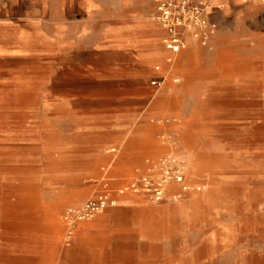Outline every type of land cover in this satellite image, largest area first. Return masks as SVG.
<instances>
[{
	"label": "rangeland",
	"instance_id": "rangeland-1",
	"mask_svg": "<svg viewBox=\"0 0 264 264\" xmlns=\"http://www.w3.org/2000/svg\"><path fill=\"white\" fill-rule=\"evenodd\" d=\"M6 1L0 18L26 22H0V264H264V0H172L196 37L182 28L173 54L165 31L138 75L98 44L100 22L135 12L161 26L154 0ZM57 33L75 42L60 58ZM125 119L145 138L115 139ZM169 154L190 187L180 199L124 196L67 236L64 212L94 195L102 166L118 187Z\"/></svg>",
	"mask_w": 264,
	"mask_h": 264
},
{
	"label": "built area",
	"instance_id": "built-area-1",
	"mask_svg": "<svg viewBox=\"0 0 264 264\" xmlns=\"http://www.w3.org/2000/svg\"><path fill=\"white\" fill-rule=\"evenodd\" d=\"M154 2L157 5L158 14L154 16V19L161 24L168 35L167 40H165L166 47L173 54H177L185 48L182 28L186 29L187 25L190 26L182 17V14L186 13L187 1H182L183 4L180 3L179 16L174 13L172 0H154ZM192 9L191 15L195 13L194 23L206 28V22L201 19L199 5L192 7ZM210 34H213V31ZM208 37V33H203V42H207ZM168 62H171V59H168ZM156 69H159V67L157 66ZM173 81L177 82L178 79ZM163 82V78H157L152 80L151 84L161 87ZM161 121L169 123L172 120ZM161 121L157 122L161 123ZM160 139L163 144L167 143L172 150L174 149L176 142L172 135L161 134ZM111 151L114 152L115 149H111ZM105 169L103 170L105 171ZM201 187L199 186L198 189H201ZM189 188L185 182L184 168L173 157V154L156 160L146 158L142 167H137L134 173L118 187H112L108 180L104 178L102 190L88 198L80 207L67 208L63 215L67 236L70 237L74 233L80 222L90 221L106 208L115 206L121 197L132 195L145 198L152 203H160L168 198L172 200L180 199Z\"/></svg>",
	"mask_w": 264,
	"mask_h": 264
},
{
	"label": "crops",
	"instance_id": "crops-1",
	"mask_svg": "<svg viewBox=\"0 0 264 264\" xmlns=\"http://www.w3.org/2000/svg\"><path fill=\"white\" fill-rule=\"evenodd\" d=\"M217 1L220 0H214V3H217ZM7 5L8 2L6 0H0V8H7ZM88 5L91 7V3ZM106 17L108 16L106 15ZM0 22H26V20L20 19L11 21L10 19L0 18ZM38 22H41V20H38ZM100 23H103L102 25H104V30L99 37L98 44H102L101 47L106 50L107 46L113 44V48L115 50L108 51L110 54H117L118 57L129 59L131 61V64L134 63L135 66L132 67L131 70H129L130 74L138 75V73H142L144 66H148L154 61L159 60L163 55V51H161L160 49V42L165 33V30L158 23L150 22L147 19H144L140 14L135 12H132L129 16H124V18H121L120 21ZM61 25L66 24L54 23L55 27H59ZM248 36L253 38L261 37L256 34H251ZM50 44V54L52 57L56 58H60L61 56H63L64 52L70 51L72 47L75 46V42L69 36V34L58 33L51 36ZM134 50H136L137 53H134ZM187 54L189 55V53H186V55ZM135 127V123L131 119H125L124 121L122 120V122L120 121L119 127L114 132L115 139H121L124 137H131L132 139L138 140L144 139L146 133L144 131V127L141 126L136 129ZM111 149H115V151L112 152ZM111 149L108 150V153H116V148L113 147ZM111 165L112 162L100 168V178L95 181L98 189L94 192V194L102 190V183L104 178L108 180L112 187L116 186H114L112 177L110 176ZM103 169H105V171ZM125 179L121 181H124ZM121 183L122 182L118 184ZM169 209V206H164L161 209L149 208L147 210L153 212ZM102 213L103 211L97 215H100ZM82 223L85 222H80L77 227Z\"/></svg>",
	"mask_w": 264,
	"mask_h": 264
},
{
	"label": "bare ground",
	"instance_id": "bare-ground-1",
	"mask_svg": "<svg viewBox=\"0 0 264 264\" xmlns=\"http://www.w3.org/2000/svg\"><path fill=\"white\" fill-rule=\"evenodd\" d=\"M212 3H213V0H212ZM192 30V27H190V26H186V32H185V36L187 35V34H189L191 37L192 36H194V37H196L195 35H194V33L193 34H191L189 31H191ZM172 64V63H171ZM194 178V177H193Z\"/></svg>",
	"mask_w": 264,
	"mask_h": 264
}]
</instances>
